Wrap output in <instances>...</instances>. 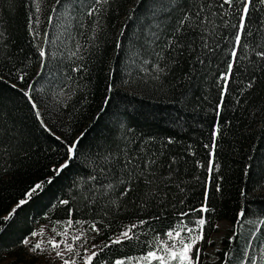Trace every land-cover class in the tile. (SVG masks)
Here are the masks:
<instances>
[{
    "label": "trees",
    "instance_id": "obj_1",
    "mask_svg": "<svg viewBox=\"0 0 264 264\" xmlns=\"http://www.w3.org/2000/svg\"><path fill=\"white\" fill-rule=\"evenodd\" d=\"M219 3L0 0V261L43 219L95 224L97 255L89 264L143 256L198 217L204 234L228 222L211 264H241L246 245L252 253L264 243V59L256 56L264 51V5L250 8L224 91L239 5ZM177 35L183 54L169 45ZM29 84L31 102L23 94ZM132 157L157 161L152 184L130 180L124 163ZM202 205L207 212L191 211ZM129 229L132 239L111 243Z\"/></svg>",
    "mask_w": 264,
    "mask_h": 264
},
{
    "label": "snow or ice",
    "instance_id": "obj_2",
    "mask_svg": "<svg viewBox=\"0 0 264 264\" xmlns=\"http://www.w3.org/2000/svg\"><path fill=\"white\" fill-rule=\"evenodd\" d=\"M61 0H57V4H60ZM97 3H100V0H97ZM104 3H107V0H104ZM256 0H220V3L218 4V7L220 9H224L225 6L227 8L231 9L236 7L238 4L239 7L237 9V12L239 14V20L238 24H233L232 27L236 28V34L234 36V47L231 52V60L228 63V70L226 73L222 74L220 79L224 82V91L227 90V85H228V80L231 77L232 70L237 58V49L242 46V36L245 34L246 29H247V20L250 15V8L255 5ZM260 5H264V0H259ZM204 7H211V5H205L202 6L200 9L197 10L195 13V16L200 19V13L203 11ZM37 11H39V8H37ZM92 13L90 12L89 15ZM223 14V13H221ZM212 15H216V13H212ZM52 17H49V22H51ZM189 21V14H185L183 18L179 21V24L176 28V33H182L183 30L187 26V22ZM36 22H39V18H36ZM202 22V21H201ZM227 23V22H225ZM261 24L264 25V20H261ZM250 35V33H248ZM2 35V33H0ZM45 37H47V33H45ZM180 36L177 35L175 39L169 41V45L171 47H174L178 50H181V54H183L182 49L185 47L180 43ZM207 47V44L205 43L204 45ZM187 47H192L191 43L187 45ZM39 55L43 58L46 53L45 51L41 48ZM256 56L259 57L260 59H264V51H258L256 52ZM202 63V61H201ZM75 70V69H74ZM24 76H20V80L23 81ZM13 87H16V85H13ZM248 87H252V83H249ZM28 89L23 92L24 96L27 97L30 102L32 101L30 90L32 89V85H28ZM32 107L33 109H38V106L32 102ZM36 116L39 118L40 117V112L37 110L36 111ZM59 139V138H57ZM77 149V142H73L72 144L68 145L67 148V154L69 157V160L73 158L74 153L76 152ZM157 164V161L155 159H149L146 160L143 164L136 163L135 157L129 158L126 160L124 163V167L127 170V173L129 175L130 180L131 179H139L141 176L144 178L145 184H152L153 180L155 179V172L154 168ZM68 166L67 162L65 164L60 165L59 168L53 169V172L55 173V176H59L62 171ZM140 170V176H137V170ZM212 167L209 165L208 171L211 174L212 172ZM55 177H50L47 181L44 182H39L36 183L32 188H30L26 193H25V199H21L15 206V208L12 209V211L8 214V216L5 217V221L11 219V217L17 212L18 209H20L22 206H24L28 200H30L32 197L38 195L44 188V184H51L54 182ZM211 179V176H210ZM121 183H128L126 181H121ZM109 188L112 187L111 184L108 186ZM132 191L131 187H126L122 191V195H128ZM61 204H68L67 200H61ZM192 212H198V213H203L207 212L208 208L205 205H202L200 209H192ZM190 213L186 212H181L180 216L181 217H187ZM241 216L244 215L243 212L240 213ZM69 226L73 224V221L69 220L66 222ZM75 223L79 224L80 221H75ZM141 224L144 223V221L140 222ZM183 223V221H181ZM206 220L203 217H198V219L195 221L196 227H185L187 228V235L186 236H181L180 232H175L173 233L172 231L167 232L165 235L168 237V240L165 241L162 245V247L159 249V251L163 252V255H158L157 251L155 250H150L147 252L146 256L142 257L146 261V264H151L153 260L158 261V264H198V258H199V249L196 248L197 243L204 238V232H203V226L205 225ZM132 228H135L136 225H132ZM93 231H98L96 228L95 224L91 226ZM130 231L126 230L122 233H120V236L116 239L111 241L113 244H118L121 243L122 239H132V236H130ZM65 234H67V229H65ZM33 235H36V233H33ZM79 237H75L74 239H78ZM25 244H29V241L25 240L23 241ZM49 243L52 245V247L56 248L59 247L56 241H49ZM108 245H105L107 247ZM33 247V250H38L41 248L40 243H36ZM68 252L73 251V246L71 243L67 245ZM195 250V255H196V260H193V251ZM57 256H60L61 253L57 252ZM97 255L96 252H91L90 255L87 257L86 264H89L93 260V257ZM63 264H75V261L70 260V259H64ZM115 264H124L123 261L117 260Z\"/></svg>",
    "mask_w": 264,
    "mask_h": 264
},
{
    "label": "rangeland",
    "instance_id": "obj_3",
    "mask_svg": "<svg viewBox=\"0 0 264 264\" xmlns=\"http://www.w3.org/2000/svg\"><path fill=\"white\" fill-rule=\"evenodd\" d=\"M66 222L67 220L60 221L59 223L51 222L47 219L41 221L35 220L32 223V231L23 237L20 246L14 247L11 252L4 254L0 264H63L64 259L73 260L75 264H86L88 255L95 251L97 246V242L93 238L94 231L91 227L81 223L77 224L73 222L69 226ZM195 227L196 225L193 226V228ZM227 228V220L221 219L216 222L214 231L204 234V238L196 245V248L199 249L198 264H211L214 261L215 249L223 245L222 238L229 233ZM65 229H67V234H65ZM177 231L181 233V236L187 235V229L172 232L175 233ZM33 233H36V235H33ZM75 237L79 238L74 239ZM25 240L29 241V244L23 243ZM167 240L168 237L166 235L160 239L155 249L158 255L164 254L159 249ZM49 241H56L59 247H52ZM36 243H40L41 248L33 250L32 246ZM69 243L73 246L72 252L66 250ZM57 252H60L61 255L57 256ZM144 256L146 254L128 260L124 264H146V261L142 259ZM238 256H241L243 259L241 264H264V243H258L252 253H250V249L246 245L242 253H238ZM192 258L196 260L195 250L193 251ZM112 264H115V262ZM154 264H158V261H155Z\"/></svg>",
    "mask_w": 264,
    "mask_h": 264
}]
</instances>
